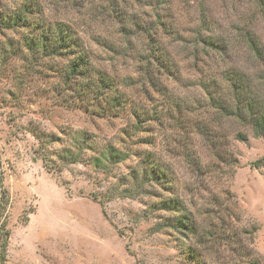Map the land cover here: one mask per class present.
Masks as SVG:
<instances>
[{"label": "rangeland", "instance_id": "obj_1", "mask_svg": "<svg viewBox=\"0 0 264 264\" xmlns=\"http://www.w3.org/2000/svg\"><path fill=\"white\" fill-rule=\"evenodd\" d=\"M36 1L46 21L73 26L94 66L117 80L124 108L111 118L84 109L62 55L0 57L5 264H264L263 138L211 111L203 90L227 96L222 76L231 70L264 102L255 80L264 69V0ZM202 12L225 53L193 55ZM157 18L179 32L163 41L169 74L148 59V33L130 27L161 32ZM247 31L262 61L241 41ZM212 116L220 157L192 126ZM106 145L125 154L108 174L91 161ZM151 166L169 181L151 179ZM167 197L185 208L191 231L172 225L174 211L160 202Z\"/></svg>", "mask_w": 264, "mask_h": 264}, {"label": "trees", "instance_id": "obj_2", "mask_svg": "<svg viewBox=\"0 0 264 264\" xmlns=\"http://www.w3.org/2000/svg\"><path fill=\"white\" fill-rule=\"evenodd\" d=\"M44 18L43 8L39 1L0 0V57L3 58L12 53L14 56H20L25 52L36 55V58L39 57L38 53L42 57H45L46 54L48 57L64 56L66 60L63 68L65 82L77 89L81 106L99 118L116 116L124 108L121 104V97L118 96L117 80L105 72L104 69L94 66L91 50L74 31L75 29L71 24L61 21L50 23ZM155 21V29L160 28L161 32L157 30L150 34L147 28L140 25V22H138L139 24L137 22L130 24V27L139 26V30L148 33V36H146L149 42L148 59H152L158 68H164L169 74L172 73L173 69L170 68L165 59L164 45L166 44L163 41L165 38V41L170 37L174 38V34L179 32L174 28H170L171 24L166 21H160L158 18ZM208 32L209 28L202 12L198 18L197 29L192 31V40H189L192 45L191 48H193V55L197 56L200 52L206 55L208 53L226 52L227 46L223 39L218 35H214L213 32L207 35ZM239 37L241 41L246 43L249 51L255 55L256 59L262 61L263 51L254 34L247 31ZM46 50H48V53H46ZM119 53L124 55L122 51ZM222 77L229 88L227 96L216 88L214 90V88L211 89L208 85L203 86L202 84L208 99L207 107L211 111H216L215 114L221 115L220 117L234 118L242 123H247L252 127L253 133L262 137L264 142V102L259 99L258 93L249 90V77H244L231 70L224 72ZM149 79H152V77H148ZM255 80L257 86H260L259 90L264 91V69L257 74ZM213 119L212 116L209 122L205 120L204 122L201 120L194 121L192 126L197 132L205 135L208 145L214 151L212 152L213 155L220 157L221 137L218 133L209 129L208 125L212 123ZM237 137L240 140L246 139L241 133H238ZM95 153L91 159L92 163L107 174L111 172L113 165L125 159V154L110 145L102 146ZM259 161L264 163V157ZM149 171L151 179L157 178L169 181L166 178L165 171H159L155 166H151ZM160 202L168 205V209L174 211V216L169 217L173 226L177 229L191 231L188 225L190 217H188L185 208L178 205V199L167 197L161 199ZM7 203V190L2 187L0 182V264H5L9 237V230L4 217ZM249 264L256 263L251 262Z\"/></svg>", "mask_w": 264, "mask_h": 264}]
</instances>
